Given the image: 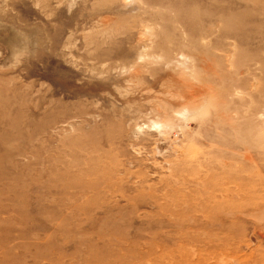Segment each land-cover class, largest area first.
<instances>
[{"label": "rangeland", "instance_id": "1", "mask_svg": "<svg viewBox=\"0 0 264 264\" xmlns=\"http://www.w3.org/2000/svg\"><path fill=\"white\" fill-rule=\"evenodd\" d=\"M0 264H264V0H0Z\"/></svg>", "mask_w": 264, "mask_h": 264}]
</instances>
